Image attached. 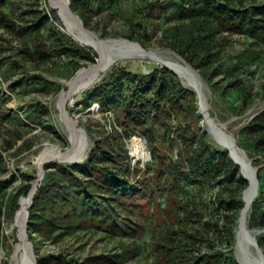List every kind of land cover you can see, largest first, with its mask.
Segmentation results:
<instances>
[{"label": "trees", "instance_id": "trees-1", "mask_svg": "<svg viewBox=\"0 0 264 264\" xmlns=\"http://www.w3.org/2000/svg\"><path fill=\"white\" fill-rule=\"evenodd\" d=\"M25 1L30 0H0V28L23 40V45L10 56H5V48L0 45L3 82L28 65L40 67L67 58L69 67L77 72L86 66L80 59L96 61L97 56L92 50L60 30L55 10L30 9L23 12L22 24L14 20L18 6ZM40 1L35 0L34 5L39 6ZM114 1L71 0V8L89 28L86 12L98 13L106 3ZM173 12L179 13V22L164 30L169 47L205 79L219 72L230 76L229 88L238 91L245 104L250 93L240 75L249 59L257 60L259 53L254 51L249 59L247 55L243 56L247 58L246 62L242 58L229 66L223 61L222 53L227 44L233 43L235 36L251 38L252 44L264 48V4L247 5L245 0H139L132 18L133 32L128 38L146 47L150 38V19L160 13ZM15 87L25 92L55 91L57 94L63 89L43 75H28V72L16 80L12 89ZM91 95L102 107L117 108L118 115H122L118 119L126 138L145 128L154 143L155 161L147 164L145 169L131 168L115 150H103V160L99 161L97 156L99 149L104 148L103 142L84 162L48 164L46 176L30 208L28 231L35 248L36 234L60 241L78 231L102 229L136 238L146 229L141 219L148 210L149 214L152 211V220L148 224L153 264H239L234 251L236 231L240 212L245 206L241 196L249 187V181L241 174L230 151L212 145L208 135L200 134L196 92L186 88L179 76L167 67L150 73L114 67L87 95V101ZM186 114L193 116L191 130L182 122H172ZM158 123L163 134L177 143V159L166 162L167 149L156 138ZM240 135L245 140V145L239 144L241 147H249L264 158V110L243 128ZM12 140L14 142L6 141L9 148L22 140L21 151L32 149L20 134ZM6 172L7 168H3V173ZM130 175H135L136 182ZM19 176L22 183L18 189H12L16 176L0 180V244L4 248L0 252V264H11L12 252L7 248L4 223L14 221L21 209V199L29 196L37 179L24 173ZM258 178L262 193L264 166ZM190 185L196 187L195 193L182 195L183 187ZM214 188L218 190L209 194ZM257 205L256 199L249 219L252 229ZM259 227L264 229V208L260 210ZM258 242L264 251V235L258 236ZM122 245L127 253L135 256L140 249V246ZM118 257V254H105L80 261L58 254L38 255V261L39 264H116Z\"/></svg>", "mask_w": 264, "mask_h": 264}, {"label": "rangeland", "instance_id": "rangeland-1", "mask_svg": "<svg viewBox=\"0 0 264 264\" xmlns=\"http://www.w3.org/2000/svg\"><path fill=\"white\" fill-rule=\"evenodd\" d=\"M245 3L247 5L264 4V0H245ZM34 4L35 0H30L19 5L17 13L13 15L14 20L19 24H22V22H24L21 20L22 17H24L23 12L30 9H39L41 12L55 10L59 17L57 26L60 30L70 35L59 16L58 11L50 5L49 0H41L39 6H35ZM138 5L139 0H116L113 3H106L102 11L98 13L88 11L86 12L85 17L89 22V29L96 32L104 40L125 39L137 42L136 40L129 39L128 36L133 32L132 18L134 10ZM81 8L83 11L86 10L85 7ZM178 15V12H173L166 15L160 13L157 16L152 17L148 27L150 38L147 40V46L143 47L150 51L159 50L169 59H181L189 64V62L180 54L169 47L167 44L168 37L166 32H164L166 28H170L179 22ZM232 39L233 43L227 44L222 53V58L226 65L229 66L236 63L246 57L245 55H247L249 59L253 57L252 52L254 51L259 53V58L257 60L249 59L248 63L244 66V72L240 75V78L243 80L245 87L250 93L245 104L240 93L229 88L231 82L230 76L226 75L224 72H219L217 74H212L208 79H205L198 70H194L199 74L204 85V93L206 101L210 107L211 115L225 125L227 131L235 137L238 144L245 145V140L240 135L241 131L258 113L264 110V48L252 44L253 39L251 38L235 36ZM0 45H3L5 48V50H3L5 56H10L14 53V50L23 45V40L18 38L13 32L0 28ZM89 49L92 50L91 48ZM92 52L96 54L94 50H92ZM96 56L95 62L87 59H80L81 64H86V66L80 68L77 72H74L72 68L69 67L67 58H63L61 61L43 64L40 67L28 65L26 68L19 70L18 74L12 79H9V81L3 82L0 76V180H6L11 176H16L17 180L14 182L12 189H18L21 186L22 180L19 174L24 173L29 176H35L38 179L39 168L36 164V157L44 147L51 145L60 147L63 150L70 148V137L61 120V110L58 106V99L61 93L68 89L69 82L72 81L81 70L98 63V55L96 54ZM176 56L178 59L175 58ZM242 60L246 62L247 58ZM143 61L130 60L129 62L126 61L125 63L121 62L116 64L106 72L101 80H99V82H97L92 88L78 94L73 102H68V113L75 118L80 127L87 132L89 138L87 159L91 157V153L97 148V145L104 142V148H100V151L98 152L97 158L99 161L103 160V150L104 152L115 150V152L120 155L119 157L124 159L125 165H130L131 168L140 167L145 169L147 164H152L155 161L152 154L154 143L145 131V128H141L137 133H132L130 138H126L124 129L120 125L118 119L122 115H118L117 108L102 107L99 100L93 95H91L89 101L86 100L88 97L87 95H89L91 90L96 85L100 84L114 67H125L136 73H150L154 69L166 67L163 64H158L149 59ZM27 72L28 75H43L54 84L61 85L63 88L62 91L57 94L55 91L44 93L37 91L25 92L21 89H17V87H15V90L12 89L16 80L25 76ZM179 78L186 87L183 79L180 76ZM186 88L190 89L189 87ZM197 100V114L200 117L198 123L200 134L208 135L207 139L212 145L223 148L215 139H213L214 137L208 129L209 126L206 123L203 113H201V101L198 94ZM192 121L193 116L191 114H186L182 115L180 119H173L172 122L174 124L182 122L186 125L188 130H191L190 125H192ZM146 125L150 126L149 123ZM160 126L159 123L156 124V138L158 143H163L164 147L167 149H165L167 151L166 162H169L171 158L177 159L179 157L177 143L173 141L172 137L164 135ZM17 134L24 136V138L28 140L29 145L32 146L31 150L26 149L21 151L19 149L23 144L22 140L16 142L12 148L8 147L6 141L11 140L14 142L12 137ZM137 140H141L146 147V152L148 154L146 160L134 159L132 153L134 148L133 143ZM242 148L247 152L254 167L258 169L259 175L260 169L264 166V158L257 156V154H255L249 147L242 146ZM51 163L58 162H50L48 164ZM48 164H46V166ZM3 168H7L6 173H3ZM241 174L244 177L242 169ZM135 175L129 176L133 182H136ZM217 190L218 188L210 189L209 194H212ZM195 191L196 187L194 185L186 186L183 187L182 195H193ZM243 194L241 196L242 198ZM161 199L164 201L163 196H161ZM263 201L264 190L262 193L260 192L257 197V202L259 204L257 205L258 211L254 213L252 220L253 229L258 231V236L264 235V229L259 227L260 210L264 208ZM151 212L152 211H150V214ZM145 214L146 215L142 217L141 221L143 226L146 225V229L142 232L140 231L136 235V238L122 232L115 234L114 232L112 233L102 229L78 231L75 234L64 237L60 241L46 239L36 234V254L41 257L65 254L69 258H75L80 261L92 256L118 254L120 257L116 258V262H118L116 264H153L154 257L152 256L153 252L151 251L152 243L149 239L150 227L148 224L149 221L152 220V217L148 210ZM147 214L149 216L148 218ZM134 220H136V218ZM14 225L15 219L14 221H5L4 223L6 234L8 235L7 248L12 252L10 256L11 264H15V262L12 261V255L19 243L18 230H16L17 228ZM122 243H126L135 248L140 246L138 254L135 256L132 253H127L123 249ZM3 251L4 248L0 244V252Z\"/></svg>", "mask_w": 264, "mask_h": 264}, {"label": "bare ground", "instance_id": "bare-ground-1", "mask_svg": "<svg viewBox=\"0 0 264 264\" xmlns=\"http://www.w3.org/2000/svg\"><path fill=\"white\" fill-rule=\"evenodd\" d=\"M49 3L58 11L59 16L70 35L83 45L96 52L98 55V63L94 66L81 70L77 76L69 82L68 89L61 93L58 99V106L61 110V120L69 133L71 146L69 149L63 150L60 147L47 145L40 151L39 155L36 157V164L39 168L38 180L35 183L36 186H38L43 180L42 173L45 170L46 164L50 162L74 164L84 162L87 159L89 138L87 136V132L80 127L78 121H76L75 118L68 113V102H73L78 94L92 88L97 82H99V80H101L103 75L116 64L121 62L125 63L126 61L129 62L130 60H152L158 64L170 67L183 79L186 87H189L198 94L199 99L202 102L201 113H203V115L204 112L209 114L205 120L209 126L208 129L210 133L214 137L213 139H215L221 147L232 153L234 159L241 167L243 174L249 180V187L243 194L245 206L239 215L237 231L239 236V250L242 252L241 256L239 255L241 262L243 264H254L256 262V255L253 253V246L247 245L246 239L248 237L249 229H252L250 227L249 219L253 205L260 193V181L259 188L257 190V170L253 167L247 152L238 144L235 137L227 131L225 125L211 115L210 107L206 101L204 93V85L199 74L189 64L185 63L181 59H169L159 50H146L133 41H127L125 39L104 40L100 36L97 37L93 35L89 31L85 30L78 19L68 10L67 0H49ZM175 58L178 59L177 56ZM133 146L134 148L132 153L134 159L146 160L148 158L146 147L141 140L135 141ZM34 193L35 192L33 190L32 195H34ZM32 195L31 197H25L22 199L21 209L15 219L14 226L17 228L16 230H19V237L22 240L25 238L24 230L26 217L27 211L31 206ZM19 249L21 251H23V249L25 250L23 243L19 245ZM243 253L245 256L249 257V263L248 261H244L245 256Z\"/></svg>", "mask_w": 264, "mask_h": 264}, {"label": "water", "instance_id": "water-1", "mask_svg": "<svg viewBox=\"0 0 264 264\" xmlns=\"http://www.w3.org/2000/svg\"><path fill=\"white\" fill-rule=\"evenodd\" d=\"M67 3H68V10L78 19V21L81 23L82 27L89 31L90 33H92L93 35L99 37V35L90 30L89 28H87L84 24V21L82 20V18L76 14L72 8H71V0H67ZM129 41V40H127ZM132 42V41H131ZM136 43L137 45H139L140 47L144 48L139 42H134ZM145 49V48H144ZM190 65V64H189ZM191 66V65H190ZM167 68H169L170 70H172L170 67L166 66ZM192 67V66H191ZM193 68V67H192ZM194 69V68H193ZM174 71V70H172ZM175 72V71H174ZM176 73V72H175ZM177 74V73H176ZM201 104V108H202V102L200 103ZM209 116V114H207L206 112H204V117L205 119H207V117ZM208 122V121H207ZM230 155L231 157L234 159L232 153L230 152ZM234 161L237 163V161L234 159ZM238 164V163H237ZM254 167V165H253ZM256 168V167H254ZM257 170V174H256V177H257V190L259 188V178H258V169L256 168ZM43 179H44V176H45V170L43 171ZM245 179L248 180V178L244 175ZM38 180V179H37ZM36 180V181H37ZM249 181V180H248ZM36 183V182H35ZM34 183L33 185V188L29 194L28 197H31L32 195V192L34 190V195H32V201H31V206L30 208L33 206V202H34V197L35 195L37 194L38 190H39V185L36 186V184ZM25 198V197H24ZM22 198V199H24ZM21 199V201H22ZM21 201H20V204H21ZM19 212V211H18ZM18 212L16 214V217L18 215ZM15 217V219H16ZM29 217H30V209L27 211V217H26V224H25V230H24V235H25V238L22 240L20 237H19V230H18V239H19V243L17 244L16 246V249L15 251L13 252V255H12V261L15 262V264H39V261H38V256L36 254V249H35V246H34V243L31 241L30 239V236H29V231H28V222H29ZM238 231H236V244H235V256L237 258V260L239 261V264H243L240 260V256L242 254L241 250H239V238H238ZM23 241V242H22ZM23 243V246H25V250L23 249V251H21L19 249V245ZM246 243L247 245H251L253 246V253L256 255V262L254 264H264V251L263 249L260 247V244L258 242V231L254 230V229H249V232H248V237L246 239ZM26 248H27V251H26ZM244 252V251H243ZM240 255V256H239ZM243 255L245 256V254L243 253ZM249 257L245 256V259L244 261H248ZM250 262V260L248 261V263Z\"/></svg>", "mask_w": 264, "mask_h": 264}]
</instances>
